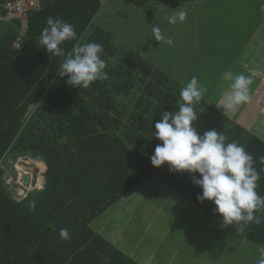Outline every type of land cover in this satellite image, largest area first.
<instances>
[{"label": "trees", "instance_id": "16d2710c", "mask_svg": "<svg viewBox=\"0 0 264 264\" xmlns=\"http://www.w3.org/2000/svg\"><path fill=\"white\" fill-rule=\"evenodd\" d=\"M201 2L206 12H217L215 18L207 16L210 19L201 22L205 32L211 30L217 39L223 26L233 29V24L222 20L225 14L234 17V7L220 0ZM120 3L122 10L132 4L131 0H43L39 11L29 15L22 38L19 22L0 20V264H139L96 232L94 225L143 181L166 184L170 191L222 222L211 201L197 200L202 190L192 182V176L198 173L170 172L167 163L156 168L150 160L161 143L153 135L155 123L163 112L178 110L180 91L185 87L176 75L181 69L178 60L192 58L187 36L194 32L188 33L192 28L180 21L165 26L153 15L149 27L166 31L170 26L168 35L175 38L172 48L163 52L153 50L149 41L121 43L112 29L95 22L101 9L109 12ZM50 16L74 26L77 39L62 45L66 53L78 43L103 46L106 79L86 89L65 83L67 77L58 74L63 58L48 55L38 45ZM4 17L0 7V18ZM245 35L239 40L246 43ZM211 43V39L200 41L197 52L211 54ZM242 48L243 44L236 52ZM175 63L178 69L171 73ZM207 71L215 77L212 82L217 77L220 80L216 71ZM213 92L202 96L193 124L201 135L212 129L223 132L226 143L236 142L254 157V167L260 173L256 191L264 196V164L259 161L264 156V141L239 125L236 116L218 112L214 107L223 92ZM20 157L34 160L40 177L47 170L43 189L17 201L5 187L4 176L7 163ZM31 203H35L34 211ZM255 215L261 218L260 225L250 223L243 231L236 225L230 227L264 249V208ZM61 228L68 230L70 239L59 237Z\"/></svg>", "mask_w": 264, "mask_h": 264}, {"label": "rangeland", "instance_id": "374dc122", "mask_svg": "<svg viewBox=\"0 0 264 264\" xmlns=\"http://www.w3.org/2000/svg\"><path fill=\"white\" fill-rule=\"evenodd\" d=\"M157 1L159 0H131V6H125L123 10L122 3L109 9L116 11L105 12L101 9L95 22L100 27V22L104 23L108 31L112 29L120 36L121 43L149 41L153 50L164 52L174 46L167 43L169 37L173 38L168 35L170 26L166 31H161L163 40L160 42L154 40V33L149 27L154 22L153 15L161 18L166 26L172 24L169 23L170 16L185 11L187 16L182 23L192 28L188 29V33L194 32L187 36V40L192 44V58L189 57L185 62L184 58H180L178 61L181 69H178L175 63L170 68L171 73L178 69L177 78L185 86L196 77L204 89L203 95L213 92L214 89H222V92L227 90L230 82L223 79L225 72L251 76L253 82L249 86V100L242 104L240 109L237 107L235 111L224 114L229 117L236 114L239 125L264 141V9L259 10L262 0H247L235 5L234 9H253L248 24L252 29L256 27L255 36L249 39L252 43H249L241 53L242 49L238 52L236 49L242 44L244 47L245 40H239V36L235 37V35L244 28L238 25L241 21L245 22L244 17L249 16L246 11H240L238 14L239 10H235L234 17L223 15L224 20L221 19L223 23L237 24V26L232 27V30L231 26L219 28L220 32L222 31L221 33L218 31L221 37L216 39L214 32L211 30L205 32L200 24L207 22L212 15L215 18L217 12L203 10L201 0H161L160 5L153 4ZM232 2L230 0V3ZM211 21L215 24L217 19ZM210 39L213 50L211 54L203 56L201 51L197 52V46L200 41L208 43ZM200 50L204 49L200 48ZM139 55L147 57L142 52ZM207 70L216 71L220 80L217 77V81L212 82L211 78L215 79V77ZM209 88L212 90L209 91ZM214 93L216 92L212 94ZM221 97L222 95L218 102ZM208 99L205 100L208 102ZM214 108L223 113L221 108L217 106ZM34 162L29 158L20 157L14 163H7L5 187L14 198H18L16 195L26 196L28 193L41 191L47 168L40 177V169ZM12 177L17 180L16 185L10 182ZM25 177H28V182L24 181ZM221 224L222 222L212 215L170 191V187L166 184L158 180L155 182L150 180L140 183L98 217L94 229L98 231V228L102 227L103 235L110 242H115L119 250L133 257L139 264H260L264 259L261 255L263 248L246 239L239 231L230 226L221 227Z\"/></svg>", "mask_w": 264, "mask_h": 264}, {"label": "clouds", "instance_id": "9594fccd", "mask_svg": "<svg viewBox=\"0 0 264 264\" xmlns=\"http://www.w3.org/2000/svg\"><path fill=\"white\" fill-rule=\"evenodd\" d=\"M186 16L185 11H179L168 18L169 23L183 22ZM46 25L38 38V45L48 55L63 58L58 74L61 78L67 77L65 83L68 86L86 89L93 82L107 78L101 44L78 43L66 53L62 45L77 39L74 26L51 16ZM152 31L154 40L160 42L164 39L159 27L154 26ZM167 43L171 45L173 40L168 38ZM223 79L230 83L216 106L223 113L235 111L249 100L252 78L228 71L223 74ZM203 91L197 78L193 77L180 91L178 110L162 113L153 133L161 143L156 145L150 157L151 164L159 168L167 163L170 172L198 173V176H192V182L202 190L197 200L201 203L211 201L215 205L214 211L222 217L221 227L236 225L243 231L250 223L260 225L262 220L255 212L264 208V196L256 191L260 173L254 167V157L242 145L226 143L223 132L212 129L201 135L193 124L198 119L195 108L202 101ZM259 161L264 164V156ZM29 207L34 211L35 203ZM59 237L70 239L68 230L61 228ZM261 255L264 256V249ZM260 264H264V259Z\"/></svg>", "mask_w": 264, "mask_h": 264}, {"label": "built area", "instance_id": "2783aa9c", "mask_svg": "<svg viewBox=\"0 0 264 264\" xmlns=\"http://www.w3.org/2000/svg\"><path fill=\"white\" fill-rule=\"evenodd\" d=\"M100 1V0H97ZM40 0H0V7L5 11L4 19L7 21H17L20 24V37L22 38L28 29L29 15L40 9ZM21 42V39H18ZM13 177L10 179L12 185H16ZM45 184V183H44ZM43 184V186H44ZM43 186L40 190L43 189ZM10 187V186H9ZM17 201L24 199L25 196L16 195ZM14 198V197H13Z\"/></svg>", "mask_w": 264, "mask_h": 264}, {"label": "crops", "instance_id": "0c3cea01", "mask_svg": "<svg viewBox=\"0 0 264 264\" xmlns=\"http://www.w3.org/2000/svg\"><path fill=\"white\" fill-rule=\"evenodd\" d=\"M41 2L43 1V0H40ZM233 2L232 3H230V0H227L226 2L224 1L223 2V4H225V5H229V7H234L235 8V5H237L238 3L239 4H241L242 2H247V0H232ZM248 1H254V0H248ZM40 6H41V4H40ZM260 9H264V1L262 0L261 1V6H260V8H259V10ZM235 10H239V11H246L248 14H249V16H246V17H244L245 18V22H243L242 23V21H241V23L238 25V26H244V28L243 29H241V30H239V33L237 34V35H235V37H237V36H243L245 33H246V35H247V41H246V43H245V46L242 48V50L240 51V53L241 52H243L244 51V49L247 47V45L249 44V43H252V42H250V38H252L253 36H255V33H256V27L254 26V28H253V30L252 31H250V28H249V26H251V25H249L248 24V21H250V18L249 17H251V12H252V10L253 9H242V8H240V9H235ZM39 11V10H38ZM37 12V11H36ZM254 12V11H253ZM0 20L1 21H4L5 19L4 18H0ZM247 23V24H246ZM233 26L234 27H236L237 26V24L235 25V24H233ZM245 35V36H246ZM235 37H234V40H235ZM243 54V53H242ZM242 106L240 105L239 106V109L241 108ZM235 114V113H234ZM234 116H236V114L235 115H231V118H233ZM99 230L98 231H96V232H98V233H101V234H103V229H102V227L101 228H98ZM113 242V241H112ZM113 244H114V246L116 245V247H117V244L115 243V242H113ZM129 257H131L130 255H128ZM132 259H133V257H132ZM134 260V259H133Z\"/></svg>", "mask_w": 264, "mask_h": 264}, {"label": "water", "instance_id": "95a60500", "mask_svg": "<svg viewBox=\"0 0 264 264\" xmlns=\"http://www.w3.org/2000/svg\"><path fill=\"white\" fill-rule=\"evenodd\" d=\"M4 178H5V177H4ZM24 181H25V182H28V177H25V178H24Z\"/></svg>", "mask_w": 264, "mask_h": 264}]
</instances>
